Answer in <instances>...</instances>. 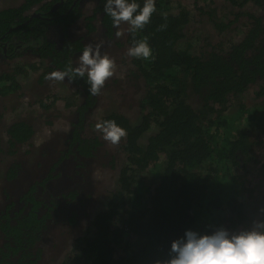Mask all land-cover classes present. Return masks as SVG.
<instances>
[{
  "label": "trees",
  "instance_id": "16d2710c",
  "mask_svg": "<svg viewBox=\"0 0 264 264\" xmlns=\"http://www.w3.org/2000/svg\"><path fill=\"white\" fill-rule=\"evenodd\" d=\"M40 1L21 0L0 9V54L10 66L0 73V95L15 92L22 84L20 74L27 75L30 66L24 67L26 62L20 59L33 44L34 53L46 57L53 68L63 71L71 64L72 44L65 40L55 48L45 43L40 19L29 20L26 15ZM97 1L86 25H92L99 13L111 33L115 27L104 12L106 0ZM216 1L196 0L188 7L180 0H155L150 23L135 34L127 31L130 47L134 39L146 40L152 56L132 57L133 75L141 84L133 80L130 89L116 88L124 101L132 98L130 106L138 115L132 118L116 109L105 117L127 132L121 143L126 163L118 172L116 188L68 253L56 243L54 249L45 250L39 240L53 222H60L54 208L69 192L56 190L49 173L26 182L39 167L57 170L63 155L47 149L31 169L23 165L24 157L43 151L35 144L34 125L15 121L5 138L0 135V186L6 194L0 201V264H155L169 257L171 242L187 230L211 234L215 228L234 230L247 221L250 213L246 215L245 207L254 199H249L250 177L254 172L257 178L264 170V162H259L264 148V0H219L220 5ZM136 2L143 7L144 0ZM65 3L63 8L69 5ZM71 13L68 18L77 20L78 10ZM195 20L202 27L213 24L221 35L240 25L239 35L228 47L221 41L192 50L189 37ZM205 38L201 35V42ZM86 81L87 75L73 80L82 84L92 104ZM250 85L263 98L252 102L242 98ZM80 124L73 140L81 137ZM80 142L82 155L97 157L93 155L97 140ZM55 151L59 154H49ZM50 158L52 164L46 165ZM46 183L57 195L44 194L40 188ZM256 205L258 218L264 208V187ZM73 218L68 221L73 223Z\"/></svg>",
  "mask_w": 264,
  "mask_h": 264
},
{
  "label": "flooded vegetation",
  "instance_id": "af4514ba",
  "mask_svg": "<svg viewBox=\"0 0 264 264\" xmlns=\"http://www.w3.org/2000/svg\"><path fill=\"white\" fill-rule=\"evenodd\" d=\"M21 0H18V2H14L12 4H6L0 6V9L15 5L20 3ZM66 2L69 4L67 7L63 8V5H65V0H42L36 4L33 5L27 12L26 15L29 17V20L38 17L40 20L39 22L41 25V29H43V34L41 31L39 32L41 35V39L45 43H52L54 44L55 48L59 45H63L65 43V40H68L72 44L71 46V55H70V62L71 65L74 67L78 66L77 61L78 58L82 55L84 47L87 44L92 43L93 45L100 44L103 49L107 51H112L118 55V58L120 60V63L124 66L123 77L124 78H118L116 83L117 85H114V89H112L111 92H113L111 95L112 97H109L112 100V104L109 106V112L106 113L101 121V117L98 119H95L93 116L94 109L97 107V105H101L100 94L96 96L91 97V101L93 103L87 102V95L85 91L81 88L82 84H76L73 82V80L65 78L64 81H58L57 85H53V82L50 80L49 84L47 83L46 86L42 87L43 82L46 83L47 79L46 76L53 72V71H60L56 68H53L52 65H50L49 62L46 61V57H41L38 54H35L37 50V45L33 44V47L26 49L25 55H30V57L33 59V61H36L34 65L30 66V68H34V76L32 79L28 81V84L31 83L32 86L38 87V90L41 94V96L38 99H34L33 102H25V100H19L17 102L18 107H22L24 111L28 109H37L38 112H40L39 116L41 118H44L43 125H46V128H50L54 123L55 118H62L63 120L67 121V131L64 132V130H54V137H48L47 139L44 138L42 141L38 140L36 136L34 137L35 144H39L43 151L41 153H34L36 155H39L37 157L36 162L32 165L29 163V166H32V168H35L38 166V160L41 159L43 156L44 151L47 149L49 150H59L60 154L63 155L64 163L55 170L57 174L52 173L49 174L50 177H52L53 180H55L60 174L61 176H68V166L70 167V186L68 188L69 194H66L68 198V205L69 209L66 210V206L64 208V202L61 201L60 205H57L56 208H54V215L56 217L60 218V222L56 223L53 222V225L49 227V229H46V231L42 234L39 242L40 247H43L45 250H47L49 247L53 245V243H56L57 245H62V248L65 250L67 246L65 245L69 238L67 237L64 242H58L54 241L53 238L60 239V237L67 234L71 235L73 239L76 240L81 237L85 232L77 233V226L80 225V223L86 218V216L91 218V222L93 219V216L95 215L96 211L99 210V208H96L95 210H92L90 212L91 205L88 203L86 206H83V208L80 210L78 206H75L76 202L81 201V196L84 195L85 198H94V194L96 193V187L98 190V183L99 179L94 176L93 172L98 167H101L102 163L105 159L111 158L113 164V168H118V172L122 168V166L126 163V158L124 155V151L122 149L121 143L118 145H112L109 142L105 141L102 137V134L98 131H96V124L98 122L105 121V117L107 114H109L112 111H115V106L117 105L116 102H113V98L118 97L122 100L123 96L121 95V92L116 97L115 93H118V90L116 89L118 86L127 87L130 89L132 87V84L135 82H138V85L141 84L142 80L140 78H135L133 73L135 72L134 64L132 61V57L126 55L128 49L130 48V45L127 43L125 35L127 33L128 25L122 24L120 27L125 30V34L117 38L116 37V31L117 28H113L110 32H107L104 25L100 22L101 15L99 13H96L95 19L91 20L92 25H86L88 22V18L95 14V9L97 7V0H66ZM78 6V17L77 20L71 21L68 17L72 15V11L74 10V13L77 12L76 9H73L74 6ZM20 26V25H18ZM92 27V29H91ZM106 52V51H105ZM111 54L109 55V57ZM111 58V57H110ZM7 60L3 59L0 54V73L7 67ZM6 63V64H5ZM31 72V71H30ZM26 76L25 72L24 75ZM134 80V81H133ZM44 83V84H45ZM61 84L62 88H58V85ZM22 84H20V87L18 90L21 89ZM111 86V85H110ZM138 87H134V90H137ZM128 89H126L128 91ZM17 90V91H18ZM130 91V90H129ZM16 92V91H15ZM14 92L8 93L7 95H0V102L3 98L10 97V94ZM26 95L30 100V95L24 93L22 91V95ZM129 94V93H128ZM27 98V99H28ZM261 99L263 97H258ZM121 100V102H122ZM3 102V101H2ZM31 105L29 108H26V105ZM43 104H46L47 106H44ZM15 105V106H16ZM4 113L0 112V117ZM23 114L18 113L16 115L15 119H11L8 121V125L4 131V134L1 132L2 137H6L7 130L11 126V124L15 121L19 120H25L30 122L26 117L22 116ZM81 118L82 123H81ZM92 122V125H91ZM81 123V124H80ZM80 124V139H85L86 142H93L94 140H97L98 145L96 149L93 152V155L97 156L96 158L92 157H85V155H82V149H81V142L80 139L73 140V132L76 130V126ZM33 125V124H32ZM79 129V127H78ZM36 135V130H35ZM64 137V138H63ZM52 139V141H49ZM82 144L85 146V142H82ZM61 150V151H60ZM58 151L49 153V154H59ZM32 153V154H33ZM121 153L123 156H121ZM92 155V156H93ZM94 157V156H93ZM26 158L24 157L23 165L28 167V164L26 163ZM101 163V165H100ZM59 170L61 172H59ZM65 174V175H64ZM34 175V174H33ZM56 175V176H55ZM87 177H90L89 181H91V184L85 185V180ZM69 178V177H68ZM74 178V179H72ZM101 181V180H100ZM43 190L44 194L47 196H50L52 194H56L54 189H49V184L46 183V188H40ZM89 189V192L87 193V190ZM62 198H64L62 196ZM61 199V198H60ZM93 200V199H92ZM107 201V200H106ZM65 202V204H67ZM86 216L84 215V210ZM83 215V218L81 220V216ZM73 218V223H70L68 221V218ZM55 219V216H54ZM79 220V221H78ZM78 221V223H76ZM61 223V224H60ZM58 224V226H57ZM60 224V225H59ZM74 230L76 232H74ZM65 231V232H63ZM71 231V232H70ZM74 232V233H73ZM54 235V236H53ZM49 237V238H48ZM53 241V242H52ZM65 245V246H64ZM54 249V247H51ZM48 258V257H47ZM49 259V258H48ZM47 259V260H48Z\"/></svg>",
  "mask_w": 264,
  "mask_h": 264
},
{
  "label": "clouds",
  "instance_id": "9594fccd",
  "mask_svg": "<svg viewBox=\"0 0 264 264\" xmlns=\"http://www.w3.org/2000/svg\"><path fill=\"white\" fill-rule=\"evenodd\" d=\"M104 12L111 17L113 26L118 29L116 37L120 38L125 34L120 27L122 24L128 25L127 31L133 34L143 30L156 12V3L155 0H144L141 7L136 0H106ZM126 55L147 60L152 56V49L146 40L134 39ZM77 64L76 67L69 64L63 71H53L46 79L64 81L67 77L75 80L87 75L88 91L96 96L117 67L115 59L102 54L100 44L92 43L84 47ZM95 128L112 145H118L127 136L126 130L114 120L98 122ZM155 264H264V208L247 228L229 230L221 226L211 234L187 230L183 237L171 242L169 257L157 259Z\"/></svg>",
  "mask_w": 264,
  "mask_h": 264
},
{
  "label": "rangeland",
  "instance_id": "374dc122",
  "mask_svg": "<svg viewBox=\"0 0 264 264\" xmlns=\"http://www.w3.org/2000/svg\"><path fill=\"white\" fill-rule=\"evenodd\" d=\"M178 2V0H175ZM182 1L183 4H185L186 6L190 7L192 6L196 0H180ZM16 3L18 2V0H0V6L2 5H6V4H12V3ZM217 5H220V1L217 0ZM248 8H251L249 10H252L254 7L252 6H248ZM231 8L227 9L226 12H228ZM264 12V10H262ZM198 19V18H197ZM206 23V22H205ZM201 21H194L191 23V27H190V31H192L191 36L189 37L191 39V42H193V49L192 50H199L200 46L203 47L204 45H206L207 43H219L221 41H226V47H228L229 43H233L238 35H239V26H236V28L233 30V32L230 29H227L226 32H223V35L218 34L217 31L214 29L213 24H204L203 27L200 26ZM195 33V34H194ZM197 35V37L195 36ZM204 35L205 41L200 40V36ZM222 38H226V39H222ZM232 41V42H231ZM198 44V45H197ZM209 45L207 46V48H209ZM106 51V52H105ZM101 52L102 54H107L110 55L111 54V58L115 59L116 61V71L115 74L109 78L104 87L101 89L100 92V99L99 101L101 102V105H97V107L94 109V118L98 119L101 117V121L103 116L109 112V106L112 104V100L109 97H112V89H114V85H117L116 81L118 78H124L123 77V73H125L124 71V66L122 63H120V60L118 58V55L114 52H110L103 49L101 47ZM19 60V59H18ZM20 61L26 62L24 63V67L26 66H31L34 65V63H36V61H33V59L30 57V55H26L24 58L20 59ZM8 68L10 66H7ZM34 68H28V73L26 76H22V74H20V80L23 82V86H21V89L10 94V97H6L1 99L0 102V112L4 113V118L3 115L0 117V133L2 132L4 134V131L8 125V121H10L11 119H15L16 115H18V113L23 114L22 116L26 117L29 121L32 122V124L35 127L36 130V138L38 140L44 141V138H48L53 136L54 137V130H59L62 131L64 130L67 131V121L63 120L62 118H55L54 119V123L49 126L50 128H46V125H43V119L39 116L40 112H38V110L35 109H28L26 111H24L22 109V107H18L16 104L19 100H25V102H33L38 99L41 96V92L38 90V87H34L30 84H28L27 80H30V78L32 79V77L35 75L34 74ZM23 71V70H22ZM31 71V72H30ZM36 71V70H35ZM24 72V71H23ZM33 80V79H32ZM50 80H47L46 83L43 82L42 87L46 86V84H49ZM53 85L55 84V86L57 85L58 81H52ZM45 83V84H44ZM111 85V86H110ZM58 88H62V85L59 84ZM257 90V87L254 85H250L249 88L242 94V98H247V101L252 102L254 100L256 96L255 92ZM22 91L28 95H30V100L26 95H22ZM40 92V93H39ZM134 94V91L131 90L129 92V95ZM115 96H118V93H115ZM28 98V99H27ZM35 99V100H34ZM119 100H117V98H113V102L115 103L116 101V106L115 109L122 111L124 113H126L129 117H136L138 115V112L134 111V109L130 106L132 104V98H128L127 101H124L122 99H120L118 97ZM122 100V102H121ZM3 101V102H2ZM191 102H195V99H192ZM16 105V106H15ZM31 105L27 104L26 108H29ZM137 120V119H136ZM92 125V122H91ZM1 134V135H3ZM64 138V137H63ZM49 141H52V139H50ZM39 155L36 154H31L26 158V163L28 164V167H30L31 169L32 166H29L30 164H34L37 160V157ZM121 156H123V154L121 153ZM43 159V157H41ZM259 162H264V148L260 151L259 153ZM45 159V158H44ZM53 162V159H47L46 160V165H51ZM113 162L111 160V158H107L104 160V162L100 163L101 167H98L97 169L94 170L93 174L95 177H97L99 179V183H98V190L96 187V193L94 194V198H92L90 200V198H85L84 195L81 196V201L76 202V204H74L75 206H78V208L81 210L83 208V206H86L89 209L90 206H88V203H90L91 208H90V212L92 210H95L96 208H101L102 207V202L105 200H107V198L109 197V193L114 190L117 186V177H118V168H113L112 166ZM259 165V163L257 164V166ZM57 174V172L55 170L49 172L47 169L43 168V167H39L37 169V175H33L32 171L30 172L28 179L26 180V182H29L33 177H38L41 178L42 176L54 173ZM59 172H61L59 170ZM253 172V171H252ZM251 173V172H250ZM253 176L250 177V179L253 178L252 183H253V189L250 190L249 194H251L252 196L249 197V199L251 200L253 197V201L251 204L247 205L245 207V212L246 215H248V213H250V216L248 217L247 221L240 223L239 225L235 226L236 228L234 230H238L240 228H247L250 227V224H247L248 221H251L253 218H257V214L258 213V207H257V203L258 200L260 199V196L262 194V188L264 187V170H261L260 172H258V176L257 178H254V175H256L254 172L252 173ZM62 174H60L55 180H53L54 182V187L56 190H60L64 193H68V188L70 186V181H71V177H70V167L68 166V176H61ZM65 175V174H64ZM261 175V176H260ZM260 176V177H259ZM69 177V178H68ZM90 177H87L85 180V185H89L91 184V181H89ZM74 179V178H72ZM101 180V181H100ZM87 193L89 192V189H86ZM247 192V191H246ZM67 197V196H66ZM64 197V208L66 206V210L68 211L69 209V205H68V198ZM5 201L6 200V194L4 193L2 187L0 186V201ZM65 202L67 204H65ZM1 203V202H0ZM104 203V202H103ZM102 204V205H101ZM70 210V209H69ZM86 210V209H85ZM84 210V211H85ZM86 216V215H85ZM91 215H89V218L86 216V218L80 223L79 226H77L76 230L77 232L74 230V232L77 233H82L86 232L85 229H87V226L90 225L91 223ZM83 219V215L81 217V220ZM60 225V224H59ZM58 226V224H57ZM71 232V231H70ZM73 232V233H74ZM54 236V235H53ZM69 238L68 242L65 244L67 246V248H65V252L68 253L70 251L71 246L74 244L75 239L72 238L71 235H64L62 237H60V239L57 238H53L54 241H58V242H64L66 240V238ZM49 238V237H48ZM53 242V241H52ZM64 245V246H65Z\"/></svg>",
  "mask_w": 264,
  "mask_h": 264
}]
</instances>
